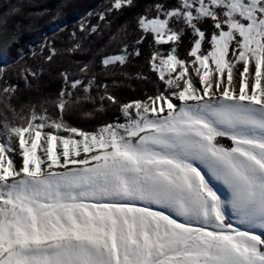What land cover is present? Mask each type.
Instances as JSON below:
<instances>
[{"label": "snow or ice", "instance_id": "snow-or-ice-1", "mask_svg": "<svg viewBox=\"0 0 264 264\" xmlns=\"http://www.w3.org/2000/svg\"><path fill=\"white\" fill-rule=\"evenodd\" d=\"M25 4L35 7L0 3V264H264V0H152L131 44L128 24L113 32L109 16L135 0H105L66 51L82 52L105 31L119 51L98 52L100 73L94 61L75 75L65 69L57 94L18 106L9 73L31 87L42 69L23 50L4 62L19 41L15 17L51 11ZM149 36L148 64L163 88L122 102L115 76L149 79L124 70ZM29 52L46 63L60 54L48 38ZM110 106L120 116L92 131L66 119Z\"/></svg>", "mask_w": 264, "mask_h": 264}, {"label": "trees", "instance_id": "trees-1", "mask_svg": "<svg viewBox=\"0 0 264 264\" xmlns=\"http://www.w3.org/2000/svg\"><path fill=\"white\" fill-rule=\"evenodd\" d=\"M17 0H0L3 3L4 11L7 10L8 4H15ZM105 0H34L35 7H29L27 4L24 6L25 12H35L42 9H50L51 11L39 18L32 20L24 19L22 16L15 17V20L22 21V27L20 29V36L18 43L12 45L11 49L6 56V63H11L14 60L19 59L17 52L23 50L26 54L24 59L28 65L34 70L41 71L35 79L31 80V87H26L23 79H18L14 74L9 73L7 79L13 83L19 85V101L14 100L18 106L21 102H27L29 100H38L42 96L55 95L62 87L63 80L60 73L68 69L74 75L76 74L77 65L84 62H95L94 71L100 73L99 61L103 54H113L119 51L118 47L109 45L112 41L109 40L110 32L105 31L102 36L92 35L83 41V51L74 54L67 53L66 49L71 47L72 39L71 33L75 29L78 36H83V33L79 32V23L82 18L90 20V23H97L96 18H88L87 13L93 10H98ZM152 0H135V6L132 8H126L122 13H114L109 16L112 21V31L115 32L118 26L128 24V41L131 44L139 35V31H134L136 28L135 19L139 13H142L145 6L151 3ZM173 0H167L170 5ZM59 8L58 18L54 19L56 10ZM211 33V25L204 24ZM45 38L54 40V46L59 50V53L52 62L46 63L41 56L37 55L33 59L30 55V46H34L37 49L40 47L41 42ZM152 37L139 45L141 49V55L139 57L132 58L125 71L133 74L141 72L145 76L149 77L146 80H140L136 78L125 79L122 75L115 76L118 81H123V85L114 89L113 94L117 96L122 102H127L136 99H143L145 94H155L157 88L161 90L163 84L158 79V73L151 71L148 64L149 57L151 55V49L149 48V41ZM190 34L185 35L183 42L179 46V53L181 57L187 55V51L190 49ZM168 45H163L162 49L167 50ZM100 79L103 80L101 74ZM112 77H109V83H111ZM91 108V105H86V109ZM27 111V109H26ZM120 116L118 108L110 106L104 113H97L93 117L86 118L83 115L69 113L66 119L70 124L80 129L92 131L98 125L111 122ZM226 143H230L226 141Z\"/></svg>", "mask_w": 264, "mask_h": 264}, {"label": "rangeland", "instance_id": "rangeland-1", "mask_svg": "<svg viewBox=\"0 0 264 264\" xmlns=\"http://www.w3.org/2000/svg\"><path fill=\"white\" fill-rule=\"evenodd\" d=\"M4 62H5V63L7 62V61H6V57H4ZM208 67H209V69H214V65L211 63V61H209V65H208ZM242 68H243L242 62H241V63H238V64L236 65L234 71H236V72L238 73L239 71H242ZM178 70H179V66H176V71H178ZM176 71H173V72H172V75H173V76L176 74ZM201 71L203 72V69H202ZM226 71H227V70H225V74H226ZM165 75H166V77H167L168 73L166 72ZM210 75H215V73L212 72ZM26 138H27V134H26ZM38 152H39V150H38ZM20 162H21V158H20V156H19L18 158H15V163H16L17 165H19ZM217 187H220V186L217 185ZM221 191H224V190L221 189Z\"/></svg>", "mask_w": 264, "mask_h": 264}, {"label": "bare ground", "instance_id": "bare-ground-1", "mask_svg": "<svg viewBox=\"0 0 264 264\" xmlns=\"http://www.w3.org/2000/svg\"><path fill=\"white\" fill-rule=\"evenodd\" d=\"M19 157V155H17L15 158H18ZM43 167V166H42Z\"/></svg>", "mask_w": 264, "mask_h": 264}]
</instances>
